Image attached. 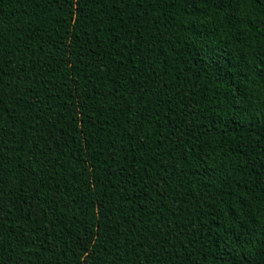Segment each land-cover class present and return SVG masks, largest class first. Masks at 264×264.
<instances>
[{
	"label": "trees",
	"instance_id": "16d2710c",
	"mask_svg": "<svg viewBox=\"0 0 264 264\" xmlns=\"http://www.w3.org/2000/svg\"><path fill=\"white\" fill-rule=\"evenodd\" d=\"M0 264H264V0H0Z\"/></svg>",
	"mask_w": 264,
	"mask_h": 264
}]
</instances>
